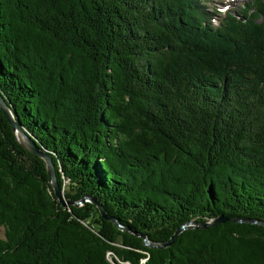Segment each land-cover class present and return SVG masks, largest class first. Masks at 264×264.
Segmentation results:
<instances>
[{"label": "trees", "instance_id": "1", "mask_svg": "<svg viewBox=\"0 0 264 264\" xmlns=\"http://www.w3.org/2000/svg\"><path fill=\"white\" fill-rule=\"evenodd\" d=\"M209 15L0 0V95L71 202L0 110V264H264V227L233 221L264 222V0Z\"/></svg>", "mask_w": 264, "mask_h": 264}, {"label": "water", "instance_id": "2", "mask_svg": "<svg viewBox=\"0 0 264 264\" xmlns=\"http://www.w3.org/2000/svg\"><path fill=\"white\" fill-rule=\"evenodd\" d=\"M0 110L2 112V114L4 115V117L6 118L7 123L11 126V129L14 133V136L18 142V144L24 148L25 150H27L28 152H30L31 154L41 158L45 164V169H46V173L48 176V182L50 184V187L52 189L53 195L55 197H57L58 201L60 202V204L62 206H64L65 204L71 203L70 201L66 200L63 201L61 198V192L59 191V186L57 184L56 178H55V174H54V168H53V164L50 158V155L44 151L40 146L36 145L33 138L25 133L21 127H20V123L19 120L17 118V116L12 113L8 107V105L6 104L5 100L3 99V97L0 95ZM89 200L91 203L97 205L98 207V212L101 215L102 218L104 219H108L110 221H115L119 230L121 231H125L126 229L120 225L113 217L111 216H107L105 214V210L99 206L95 200L91 199V198H87V197H83L81 198V200H79L78 202L75 203V205H79L84 201ZM227 218L225 216L219 215L215 218L209 219L208 221H204L201 223H196L192 220H189L187 222H185L184 224L180 225L172 234V236L169 238L168 241L166 242H152L150 240H148L146 237H143V242L147 247H158V248H162L164 246H168L170 245L173 240L175 239V237L185 228H189V227H207V226H212L218 223H222L226 220ZM234 222H242V223H255L258 225H261L264 227V222L262 221H258V220H254V219H233Z\"/></svg>", "mask_w": 264, "mask_h": 264}, {"label": "rangeland", "instance_id": "3", "mask_svg": "<svg viewBox=\"0 0 264 264\" xmlns=\"http://www.w3.org/2000/svg\"><path fill=\"white\" fill-rule=\"evenodd\" d=\"M203 10L209 12V21L216 25L218 18L226 11H236L244 0H197ZM225 10V11H224ZM3 237V228L0 226V238Z\"/></svg>", "mask_w": 264, "mask_h": 264}]
</instances>
